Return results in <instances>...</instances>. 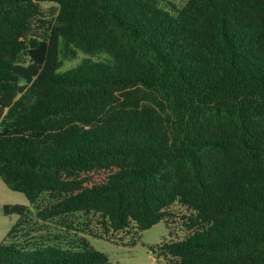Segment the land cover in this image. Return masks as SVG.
I'll list each match as a JSON object with an SVG mask.
<instances>
[{"label":"trees","instance_id":"1","mask_svg":"<svg viewBox=\"0 0 264 264\" xmlns=\"http://www.w3.org/2000/svg\"><path fill=\"white\" fill-rule=\"evenodd\" d=\"M0 178L36 209L9 237L83 234L0 264H112L88 236L162 221L160 264H264V0H0Z\"/></svg>","mask_w":264,"mask_h":264},{"label":"rangeland","instance_id":"2","mask_svg":"<svg viewBox=\"0 0 264 264\" xmlns=\"http://www.w3.org/2000/svg\"><path fill=\"white\" fill-rule=\"evenodd\" d=\"M43 11L46 13L47 18H50L54 13V8L52 4L45 3L43 4ZM39 33H41V31ZM83 58L84 54L80 53L77 60L66 63L64 68L67 69L76 65ZM7 204L24 205L28 210H31V212L33 213L32 217L34 220H36V217L34 216L36 213V209L33 205L30 204L26 196L23 193L15 192L9 189L0 178V208ZM19 219L20 216L18 214H12L8 216L0 214V245L4 242H6L7 244L16 243L24 246L23 248H21V246H19L18 248L16 247V249L25 250H36L38 248H44L48 246H61L64 249H67L69 239L64 235H73L74 233L83 235L82 233L76 232L75 230L68 231L67 228L55 225L54 223H47V225L44 224V226H42V222H38L36 225H32L36 230L31 234H33L34 236L39 235L40 239L38 241H43V245H37L35 247L31 245L28 246L24 243L23 236V234L26 233L28 229L20 230L14 233L13 236H15L16 239L8 236L10 234V231L12 230V227L18 222ZM40 227H42L41 230L39 229ZM176 230L179 236H183L182 230H180V228H176ZM87 238L89 239L92 247L95 250L108 255L112 264H160V262L157 261L155 255L152 254L148 247L157 245L165 239H169L170 230L167 224L162 221L152 228L142 232L141 239L134 246L116 244L92 236H88Z\"/></svg>","mask_w":264,"mask_h":264}]
</instances>
